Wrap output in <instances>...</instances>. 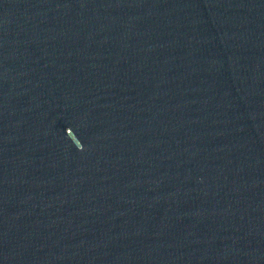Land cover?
I'll list each match as a JSON object with an SVG mask.
<instances>
[{
    "label": "water",
    "instance_id": "1",
    "mask_svg": "<svg viewBox=\"0 0 264 264\" xmlns=\"http://www.w3.org/2000/svg\"><path fill=\"white\" fill-rule=\"evenodd\" d=\"M0 264H264V0H0Z\"/></svg>",
    "mask_w": 264,
    "mask_h": 264
}]
</instances>
